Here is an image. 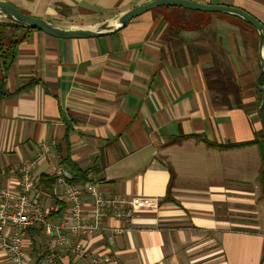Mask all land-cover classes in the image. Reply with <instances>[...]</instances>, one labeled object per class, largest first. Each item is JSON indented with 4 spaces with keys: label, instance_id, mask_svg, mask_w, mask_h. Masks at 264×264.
Masks as SVG:
<instances>
[{
    "label": "crops",
    "instance_id": "0c3cea01",
    "mask_svg": "<svg viewBox=\"0 0 264 264\" xmlns=\"http://www.w3.org/2000/svg\"><path fill=\"white\" fill-rule=\"evenodd\" d=\"M0 1L61 28L91 29L152 0ZM187 1L238 8L264 26V0ZM166 14L151 10L98 38L33 31L17 45L6 91L23 90L0 105V183L15 188L9 170L35 160L44 142L38 179L68 157L105 195L152 200L130 221L109 218L107 231L83 239L107 264H264V153L206 145L249 143L263 131L258 35L235 16L212 14L171 37ZM54 189L41 195L50 223L66 211L56 214L64 203ZM40 230L26 233L28 264H88L67 249L48 263ZM0 264H10L1 247Z\"/></svg>",
    "mask_w": 264,
    "mask_h": 264
},
{
    "label": "built area",
    "instance_id": "2783aa9c",
    "mask_svg": "<svg viewBox=\"0 0 264 264\" xmlns=\"http://www.w3.org/2000/svg\"><path fill=\"white\" fill-rule=\"evenodd\" d=\"M49 151L50 146L42 142L35 160L23 161L9 170V176L17 182L15 188L0 183V229L6 230L0 247L10 264H28L24 249L26 233L41 228L46 237L44 253L48 263L53 262L57 252L67 249L74 258L87 260L88 264H107L108 256L89 252L82 244L83 239L107 231L104 222L109 218L130 221L134 212L150 207L152 200L107 196L94 183H70L72 173L56 162L50 175L54 179V193L66 205V211L58 223H50L41 206L43 188L34 176Z\"/></svg>",
    "mask_w": 264,
    "mask_h": 264
},
{
    "label": "trees",
    "instance_id": "16d2710c",
    "mask_svg": "<svg viewBox=\"0 0 264 264\" xmlns=\"http://www.w3.org/2000/svg\"><path fill=\"white\" fill-rule=\"evenodd\" d=\"M166 11L167 14L164 16L165 21L169 23L168 28V36L176 37L178 33L183 29H196L201 28L205 25L208 21V17L212 14L196 12L191 10H185L181 8L175 7H162L153 9L152 11ZM242 22V25L247 30L254 31L255 30L241 19L238 18ZM246 29L243 30L245 33ZM36 31L29 27L20 25L14 22L11 18L6 17V21L0 22V105L4 100L13 98L17 93L21 92L23 88H19L15 93L9 94L6 91V73L10 66L13 64L15 57H16V47L18 44L22 43L23 41L29 38L31 32ZM243 36H245L243 34ZM258 44V37L255 38V46L257 47ZM261 98L259 99V101ZM237 107L243 108L240 103L236 104ZM68 130L66 131L65 138H67ZM184 137H178L177 139H183ZM177 141V140H175ZM256 145L260 150V153H264V128L263 131L258 132L254 139L249 143L244 144H237V145H227V146H218L211 143H206L209 147L215 148H232V147H241L245 145ZM60 164L64 165L69 169L72 173L73 177L70 180V183L73 184H85L89 180L87 178L88 172L85 170L79 169L74 163L70 162L69 158L66 157L60 161ZM168 171L170 173V180L168 184V191L171 187V184L174 180V172L171 167H168ZM258 181L260 183V188L262 192V196L264 197V163L262 161V165L260 167L258 173ZM39 183L42 185L44 189H46L50 195L54 196L53 191L51 190L52 185L54 184V179L49 174H41L39 176ZM165 200L171 201L169 195L165 197ZM58 206V211L56 214L62 216L65 211V204H61L60 202H56ZM42 230V229H41ZM40 230V231H41Z\"/></svg>",
    "mask_w": 264,
    "mask_h": 264
},
{
    "label": "water",
    "instance_id": "95a60500",
    "mask_svg": "<svg viewBox=\"0 0 264 264\" xmlns=\"http://www.w3.org/2000/svg\"><path fill=\"white\" fill-rule=\"evenodd\" d=\"M162 7H175L185 10H191L196 12H202L207 14H222L231 15L241 19L246 24L250 25L258 35V53L260 62V72L257 78L258 90L261 94V100L258 107L259 120L264 128V26L258 22L255 18L247 14L246 12L233 7L227 6H214L203 5L187 0H152L146 4L131 8L112 20L110 29L104 31H97L91 29H65L58 27L52 23H49L43 19L24 15L20 13L13 5L8 2L0 1V13L6 17L11 18L14 22L39 31L48 36L57 39H88L98 38L107 35L114 34L123 28L136 17L149 12L153 9ZM263 79L262 85L259 86L260 79Z\"/></svg>",
    "mask_w": 264,
    "mask_h": 264
},
{
    "label": "rangeland",
    "instance_id": "374dc122",
    "mask_svg": "<svg viewBox=\"0 0 264 264\" xmlns=\"http://www.w3.org/2000/svg\"><path fill=\"white\" fill-rule=\"evenodd\" d=\"M227 16H231V15H227ZM6 20V19H5ZM112 25V21H110V22H106V23H104V24H102V25H99V26H97V27H94L93 29L94 30H97V31H104V30H108V29H110V26Z\"/></svg>",
    "mask_w": 264,
    "mask_h": 264
}]
</instances>
